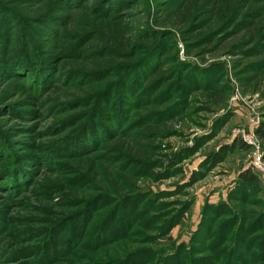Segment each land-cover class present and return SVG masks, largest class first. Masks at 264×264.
<instances>
[{
  "label": "rangeland",
  "instance_id": "374dc122",
  "mask_svg": "<svg viewBox=\"0 0 264 264\" xmlns=\"http://www.w3.org/2000/svg\"><path fill=\"white\" fill-rule=\"evenodd\" d=\"M217 1L0 0V264H264V173L251 168L264 161V64L245 69L264 60V0L212 14ZM237 22L262 27V42L231 52ZM16 44L52 55L44 80L11 68ZM158 53L160 83L133 75ZM98 71L108 80L91 84ZM106 82L128 86L127 107L99 100ZM213 87L224 105L208 102ZM94 105V135L70 147L71 122ZM149 131L148 160L135 142ZM235 139L249 150L208 161ZM244 169L255 187L236 186Z\"/></svg>",
  "mask_w": 264,
  "mask_h": 264
},
{
  "label": "trees",
  "instance_id": "16d2710c",
  "mask_svg": "<svg viewBox=\"0 0 264 264\" xmlns=\"http://www.w3.org/2000/svg\"><path fill=\"white\" fill-rule=\"evenodd\" d=\"M210 2L208 3V5ZM231 9V2L230 0H218L217 2L213 3V8H212V14H217L220 13L223 10H229ZM190 12L191 8L187 4L184 6L183 10L181 11H176L173 13L174 20L177 21L178 23L185 24L188 23L189 18H190ZM262 16L264 17V11H261L259 13V17ZM255 17V16H254ZM246 22H237L235 23V33L236 35H239L240 33L242 34V39L239 44H236L233 46L231 49V52H235L236 50L238 51L240 47H245L248 45H251L254 43L255 39L259 36H261V29L259 25H256L254 22H252L249 27L245 26ZM245 29V30H244ZM112 33H117V30L112 29ZM234 34V35H235ZM262 37H260L259 42H262ZM208 40V39H207ZM200 40L199 42H201ZM209 41V40H208ZM198 42V43H199ZM222 42L217 43V47L221 45ZM196 45V42L192 41L187 44V49L190 50V48H193ZM21 46L20 44H16L15 47L13 48V51L10 52L8 51V55L10 56V62L12 63L11 68L14 69L16 73H23L26 76H29L32 78L33 81H38L39 79L44 80V78L47 77L49 74V69L53 68L54 61L52 60V55L49 52H45L42 49H37L34 52V55L31 57L25 56L24 54L21 53L20 50ZM191 52V50H190ZM251 54L256 53V48L252 49L249 51ZM249 52H246L248 55ZM260 53L259 55L263 56V52H258ZM165 55H168V53H165ZM165 55L163 54H156L153 55L152 58L149 59L150 56H146V59H142L141 61L138 60L140 63L136 67H134V72L133 75H140L142 79H145V82H148L151 78H155L156 84L160 83L166 76L163 77V75L168 72L164 71V65H161L164 63L163 61L168 59ZM261 56V57H262ZM130 59V58H129ZM153 61V62H152ZM152 62V65H149ZM146 63V64H145ZM264 64V60H260V63H252L248 64L245 66V69H257V65ZM104 65V64H103ZM121 69H124L121 67ZM137 69V70H136ZM51 70V69H50ZM127 70V69H126ZM92 72L93 74V79L89 80L91 81V84L97 83V82H102V80L107 81L109 77L108 72ZM28 73V74H26ZM96 79H95V78ZM257 77L258 76H250V77H245L242 78L241 80H251L253 81V87L257 84ZM83 81H86V79H83ZM88 81V80H87ZM154 82V81H153ZM117 83V82H116ZM116 83H110L106 82L105 85L106 89L100 93V99L103 101L102 103L105 105H110L111 103L115 102H120L122 99L125 101L124 103L127 102L126 107L128 106V99L132 97V93H130L128 86H126L123 82L120 84ZM211 93H209L208 96V102L212 105H217L221 106L224 105L227 101V97L224 96V91L220 88H212ZM94 93V92H93ZM92 93V94H93ZM97 97H99L97 95ZM96 97V98H97ZM95 96L93 95L92 99H89L88 101L95 104ZM112 99H114L112 101ZM87 101V100H86ZM76 102L73 103V105H89V102ZM98 102V101H97ZM97 104V103H96ZM112 106V105H111ZM99 108V106H98ZM97 107L94 105L90 110H89V119L86 121L84 120L83 122H79V120L76 122H71L72 124L69 126L68 135H67V142H69L70 147H75V146H80L82 143L86 144L85 141L90 138L91 136L94 135V126H93V119L99 118L102 119V116L98 114L97 112ZM88 112V111H87ZM87 116V118H88ZM95 116V117H92ZM114 116V115H113ZM115 117L119 118L121 117V112L117 114ZM115 118V121L116 119ZM80 123V124H79ZM149 134L146 136V142L141 143V142H135V147L137 151V155H140L142 158H147L148 160L151 159L152 154L149 152V150L152 148L151 143L154 142L156 139L157 134L151 133L150 131L148 132ZM255 136L257 139L264 145V122L260 123L259 126L255 130ZM250 146L245 143L242 140L235 139L232 143L230 144H225L223 145L218 152H212L211 154L208 155V161L213 163V164H218L220 163L224 157L229 155L230 153H234L236 150L239 151H248ZM263 157H264V151H263ZM117 182H114V186L116 190H113V193L116 195H119L121 193L117 192V189H120L119 187L121 186L119 183L116 184ZM258 184V177L250 170V169H244L242 170L236 179V186L241 189L245 187H255ZM133 198V197H132Z\"/></svg>",
  "mask_w": 264,
  "mask_h": 264
},
{
  "label": "built area",
  "instance_id": "2783aa9c",
  "mask_svg": "<svg viewBox=\"0 0 264 264\" xmlns=\"http://www.w3.org/2000/svg\"><path fill=\"white\" fill-rule=\"evenodd\" d=\"M251 168L264 173V161L262 160V156L260 153H256V156L251 162Z\"/></svg>",
  "mask_w": 264,
  "mask_h": 264
}]
</instances>
